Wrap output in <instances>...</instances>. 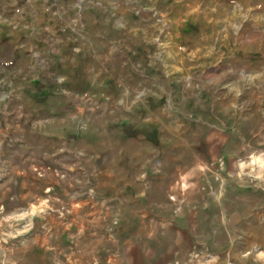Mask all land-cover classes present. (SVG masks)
<instances>
[{
    "label": "rangeland",
    "instance_id": "374dc122",
    "mask_svg": "<svg viewBox=\"0 0 264 264\" xmlns=\"http://www.w3.org/2000/svg\"><path fill=\"white\" fill-rule=\"evenodd\" d=\"M0 264H264V0H0Z\"/></svg>",
    "mask_w": 264,
    "mask_h": 264
},
{
    "label": "bare ground",
    "instance_id": "6f19581e",
    "mask_svg": "<svg viewBox=\"0 0 264 264\" xmlns=\"http://www.w3.org/2000/svg\"><path fill=\"white\" fill-rule=\"evenodd\" d=\"M218 28V27H217Z\"/></svg>",
    "mask_w": 264,
    "mask_h": 264
}]
</instances>
